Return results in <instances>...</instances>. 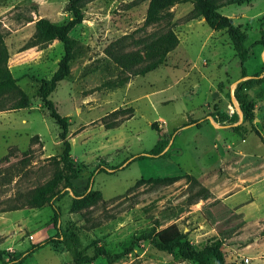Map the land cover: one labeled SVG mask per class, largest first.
I'll return each mask as SVG.
<instances>
[{"label": "rangeland", "instance_id": "rangeland-1", "mask_svg": "<svg viewBox=\"0 0 264 264\" xmlns=\"http://www.w3.org/2000/svg\"><path fill=\"white\" fill-rule=\"evenodd\" d=\"M67 3L0 0L7 66L29 99L26 107L12 108L16 96H0V264H74L73 244L63 241L61 232L73 233L78 249L91 256L98 246L121 251L140 233L171 223L194 249L217 241L227 262L264 264V213L247 220L229 209L220 219L219 232L201 213L204 203L236 188L224 186L222 179L233 177L241 164L264 173V43L257 42L264 30V0L219 9L248 35L243 62L247 76L241 77L226 31L188 19L192 3L186 0L171 7L169 24L178 36L177 46L154 69L113 88L105 82L123 74L106 47L121 39L123 50L138 48L165 24L143 25L147 0H81L83 20L69 35L82 48L70 62L69 75L50 94L56 110L69 121L68 158L77 169L71 188L64 184L66 169L58 156L63 148L60 127L38 91L40 79L50 78L57 68L62 44L54 39L24 48L37 19L62 24L71 18ZM254 75L261 81L242 89L253 107L247 120L234 90ZM158 139L163 140L164 154L149 155ZM174 175L179 177L171 182L152 180ZM48 188L60 191L53 197L57 224L47 202H25L30 193ZM91 191L100 196L86 201ZM46 238L50 242L19 259ZM90 264L108 263L96 257ZM109 264L195 263L139 240Z\"/></svg>", "mask_w": 264, "mask_h": 264}, {"label": "trees", "instance_id": "trees-1", "mask_svg": "<svg viewBox=\"0 0 264 264\" xmlns=\"http://www.w3.org/2000/svg\"><path fill=\"white\" fill-rule=\"evenodd\" d=\"M184 1L186 0H147L143 25L147 26L154 23L164 22L165 27L154 36L142 41L138 48L123 50L124 44L121 43V39L110 43L106 47V54L119 68L120 74H123V76L108 80L105 82V85H108L110 88L123 85L128 81L130 76L145 74L164 61L166 55L173 50L179 42L178 36L169 24L173 17L171 7ZM189 1L192 3V9L189 13L188 19L202 17L204 22L210 28L215 30H225L235 51V55L240 61L241 77L243 78L247 76L243 62L248 56V48L245 45L248 35L245 30L241 29L240 24H235L233 22L232 17L222 14L219 10L220 7L224 5L231 3L239 4L247 0H227L224 3H220L217 0ZM67 10L71 13V18L62 24L52 23L45 17L37 19L34 22V32L25 43L24 48L35 46L37 44L44 46L54 39H57L62 44L63 53L57 62V68L50 78L40 79L38 91L42 104L47 108L49 116L54 119L56 124L60 127L59 137L62 140L63 148L61 154L58 156L66 169V174L63 176L64 184L66 187L71 188L72 184L70 179L76 177L77 169L68 158L70 152V143L67 140L69 121L67 116L61 115L56 110L53 101L50 99V94L56 88L57 84L69 75L70 62L76 57L82 48L81 43L69 35L70 30L75 25L80 24L83 20L81 0H68ZM257 42L264 43V30L261 31L260 39ZM8 57L9 53L7 47L0 34V96L5 93H11L16 96V101H14L11 107L24 108L28 105L29 99L27 94L18 86L17 78L12 75L7 66ZM260 81L261 78L254 75L235 87L234 96L239 103L241 114L244 119H252L253 107L252 104L247 101L242 89L250 87L254 83H259ZM124 110H126V108L117 109L113 112L115 114L118 111ZM232 117L237 118V113H232ZM152 126L155 127V123H152ZM233 128L237 129L236 126ZM253 131L258 134V131L255 128H253ZM258 136L262 139L261 135L258 134ZM163 146V140L158 139L147 153L149 155H163L164 152H160ZM178 177L179 175L162 176L156 177L152 180L155 182H171ZM87 185H90L89 179ZM200 190H204L206 194L208 192L204 187H201ZM59 192L60 191L53 192L51 189L50 191L47 189H37L26 196L25 202L32 205H39L42 202H47L53 209V221L57 224V221L59 220V210L54 205L53 197L59 194ZM97 196H100L99 191H91L84 196V199L88 201ZM206 196L207 195H205L204 198H206ZM228 212V207L219 198H213L204 203L201 207L203 217L209 224L214 225L218 232L221 230L218 225L219 221L220 219H224ZM60 236L63 241L72 242V259L74 264H90L96 257L103 258L108 264L112 263L121 256L128 254L132 250L133 245L139 240H148L155 249L167 253L174 252L181 258L191 260L195 264H208L210 261H213L215 264H233L225 261L223 252L217 241H213L200 249H194L190 241L186 239L185 235L179 230L175 223H171L157 230L153 229L151 231L140 233L138 236L133 237L129 244L118 252H109L102 246H98L95 248L91 256L84 255L78 249L77 237L73 233L61 232ZM48 242H50V238H46L40 243L33 244L19 256V259L21 260L28 257L33 251L44 246ZM9 260L10 262L15 261V259Z\"/></svg>", "mask_w": 264, "mask_h": 264}, {"label": "crops", "instance_id": "crops-1", "mask_svg": "<svg viewBox=\"0 0 264 264\" xmlns=\"http://www.w3.org/2000/svg\"><path fill=\"white\" fill-rule=\"evenodd\" d=\"M196 19L203 20L202 17ZM222 180L224 186L232 185L236 188L220 198H213L221 199L228 209L240 213L247 220L259 217L264 213V173H260L258 168L241 164L240 168L235 170L233 177H224ZM240 193L244 195H238ZM231 214L234 213L231 212ZM211 226L215 229L214 225Z\"/></svg>", "mask_w": 264, "mask_h": 264}, {"label": "built area", "instance_id": "built-area-1", "mask_svg": "<svg viewBox=\"0 0 264 264\" xmlns=\"http://www.w3.org/2000/svg\"><path fill=\"white\" fill-rule=\"evenodd\" d=\"M245 261H247V259H245Z\"/></svg>", "mask_w": 264, "mask_h": 264}, {"label": "bare ground", "instance_id": "bare-ground-1", "mask_svg": "<svg viewBox=\"0 0 264 264\" xmlns=\"http://www.w3.org/2000/svg\"><path fill=\"white\" fill-rule=\"evenodd\" d=\"M263 56H264V54H263Z\"/></svg>", "mask_w": 264, "mask_h": 264}, {"label": "water", "instance_id": "water-1", "mask_svg": "<svg viewBox=\"0 0 264 264\" xmlns=\"http://www.w3.org/2000/svg\"><path fill=\"white\" fill-rule=\"evenodd\" d=\"M240 80V79H239Z\"/></svg>", "mask_w": 264, "mask_h": 264}]
</instances>
